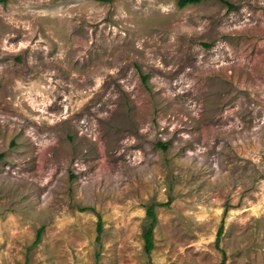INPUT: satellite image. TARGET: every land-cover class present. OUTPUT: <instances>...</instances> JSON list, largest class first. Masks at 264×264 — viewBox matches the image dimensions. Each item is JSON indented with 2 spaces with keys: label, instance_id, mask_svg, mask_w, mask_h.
Here are the masks:
<instances>
[{
  "label": "rangeland",
  "instance_id": "374dc122",
  "mask_svg": "<svg viewBox=\"0 0 264 264\" xmlns=\"http://www.w3.org/2000/svg\"><path fill=\"white\" fill-rule=\"evenodd\" d=\"M225 1L0 0V264H264V0Z\"/></svg>",
  "mask_w": 264,
  "mask_h": 264
},
{
  "label": "trees",
  "instance_id": "16d2710c",
  "mask_svg": "<svg viewBox=\"0 0 264 264\" xmlns=\"http://www.w3.org/2000/svg\"><path fill=\"white\" fill-rule=\"evenodd\" d=\"M96 1L102 2V3H110L113 0H96ZM202 1H206V0H178L177 4L179 7H184L186 5L197 4V3H200ZM220 1L226 3L229 7H232V4H230L229 2H227L225 0H220ZM162 146L165 148L166 144H163ZM168 204H169V200L163 205L165 206ZM155 206H156V204H151V205H147L145 207V213H146L147 221L144 223L143 228H142V238L144 241V251L146 252V254L148 256L154 247L153 229H154L156 222H157V216H156V213L154 210ZM102 226H103V224H102L101 218L99 216L98 220H97V224H96V232H97V235L95 237L96 242L100 241L101 233H102V229H103ZM42 230H43V227L41 226L37 231L35 242H38L40 240V235H41ZM222 232H223V223L220 224V226L218 227L217 233H216L215 247L217 249H220L219 244H220V236H221ZM221 252H222L223 258L219 264H223L224 257H225V253L222 250H221ZM97 257H98V255L96 254V258ZM149 264H151V263L149 262Z\"/></svg>",
  "mask_w": 264,
  "mask_h": 264
}]
</instances>
